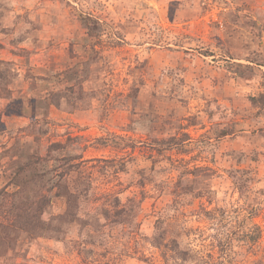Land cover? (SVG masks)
<instances>
[{"label":"rangeland","instance_id":"1","mask_svg":"<svg viewBox=\"0 0 264 264\" xmlns=\"http://www.w3.org/2000/svg\"><path fill=\"white\" fill-rule=\"evenodd\" d=\"M0 60V264H264V0H0Z\"/></svg>","mask_w":264,"mask_h":264},{"label":"trees","instance_id":"2","mask_svg":"<svg viewBox=\"0 0 264 264\" xmlns=\"http://www.w3.org/2000/svg\"><path fill=\"white\" fill-rule=\"evenodd\" d=\"M7 65V63L3 60H0V88L3 87L9 80H10V72H8V68H3L1 65ZM60 146V143H53L52 146L49 148L55 149ZM50 150V149H49ZM65 158V157H64ZM65 160H69V158H65ZM49 158L46 157H39L36 155L30 156L24 163H21V166L19 167L18 173L16 174V177L13 182L14 184H17L19 188L21 189L22 199L20 201V210L23 212H20L17 215V220L12 224L15 226V228H21L25 231H28L34 235L37 233L44 234L49 232H56L58 233L61 231V227L58 225H55L53 223L54 220L59 219L60 221L62 219V216L60 217H52L51 220L48 222L46 219H44L43 215L47 209L48 204L50 203V197H48L47 193L43 192L42 189H44L45 184L43 183L45 181V177H47L49 170L47 169ZM66 164V163H65ZM73 168V165L68 164L66 170L70 171ZM50 179V178H49ZM48 189L47 191H49ZM87 190V185L82 184L80 187L79 192L75 193L72 192L68 186L64 185L63 191L61 194H64L67 196L68 201L70 204H76L77 200L82 194V191ZM124 210L121 209L119 212L122 213ZM72 213V212H71ZM119 213V214H120ZM70 214V212H69ZM164 220L163 218H158V221L156 222L155 228L156 231L153 234V242L159 246L162 247L166 244L165 239H167V233L168 228L164 227V223L160 221ZM226 239H231L229 236H226ZM174 247H179V241L178 239H173ZM167 246V244L165 245ZM180 251V250H178ZM180 252H184L183 250ZM185 258V257H183ZM259 263V262H257Z\"/></svg>","mask_w":264,"mask_h":264}]
</instances>
